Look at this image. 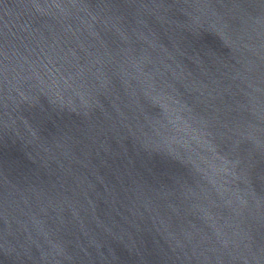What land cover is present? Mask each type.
<instances>
[{
  "label": "water",
  "instance_id": "water-1",
  "mask_svg": "<svg viewBox=\"0 0 264 264\" xmlns=\"http://www.w3.org/2000/svg\"><path fill=\"white\" fill-rule=\"evenodd\" d=\"M0 264H264V0H0Z\"/></svg>",
  "mask_w": 264,
  "mask_h": 264
}]
</instances>
